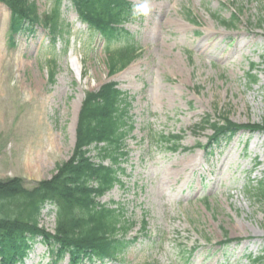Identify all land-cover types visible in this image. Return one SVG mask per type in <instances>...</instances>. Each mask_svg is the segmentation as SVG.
Here are the masks:
<instances>
[{
    "label": "rangeland",
    "instance_id": "obj_1",
    "mask_svg": "<svg viewBox=\"0 0 264 264\" xmlns=\"http://www.w3.org/2000/svg\"><path fill=\"white\" fill-rule=\"evenodd\" d=\"M34 1L40 17L54 3ZM128 1L136 17L125 29L138 56L111 77L101 38L78 21L69 0H62L54 42L38 25L11 37L0 2V181L19 178L32 187L50 178L71 154L85 93L114 81L128 94L133 130L123 185L100 201L123 209L138 240L119 261L103 264H252L264 248L263 208L253 190L264 166L263 132L242 128L221 149L202 146L209 124L224 117L264 127V0ZM170 17L180 28L166 23ZM232 17L234 27L221 26ZM238 38L247 45L240 48ZM218 40L211 52L198 50L199 42ZM161 134L180 135L181 146L193 150L169 151L157 142ZM48 209L40 225L52 231ZM48 259L37 243L25 264Z\"/></svg>",
    "mask_w": 264,
    "mask_h": 264
},
{
    "label": "trees",
    "instance_id": "obj_2",
    "mask_svg": "<svg viewBox=\"0 0 264 264\" xmlns=\"http://www.w3.org/2000/svg\"><path fill=\"white\" fill-rule=\"evenodd\" d=\"M0 2L9 10L11 37L26 31L34 32V25L43 27L52 42L61 32L62 0H54L50 12L43 17L39 16L34 0ZM69 2L78 20L92 35L103 40L108 76L121 71L137 58L139 48L125 29V25L136 17L132 2ZM235 21L232 17L221 24L227 28ZM258 25L264 26V19ZM50 63L54 65V60ZM55 66L48 71L51 83L56 74ZM249 78L250 82H255L253 76ZM130 106L128 94L114 81L87 91L79 109L71 154L66 161L56 165L51 177L32 187H25L19 178L0 181V264H25L37 243L46 247L49 259L45 264L119 261L120 254L135 244L138 237L129 235L134 222L125 219L123 209L114 201H100L114 186L123 185L120 177L124 168L121 164L128 157L125 139L133 130ZM221 120L209 124L212 134L207 141L208 149L218 148L221 142L226 143L242 128L264 132L262 125L241 126L225 117ZM157 142L172 152L193 150L181 146L180 135L161 134ZM92 149L95 151L93 155ZM253 190L262 205L264 217V168ZM47 206L48 214L54 212L52 231L40 225L42 211ZM144 227L142 221L141 228ZM251 262L264 264V248L261 254L251 258Z\"/></svg>",
    "mask_w": 264,
    "mask_h": 264
},
{
    "label": "bare ground",
    "instance_id": "obj_3",
    "mask_svg": "<svg viewBox=\"0 0 264 264\" xmlns=\"http://www.w3.org/2000/svg\"><path fill=\"white\" fill-rule=\"evenodd\" d=\"M166 23H170V24H172V26L177 27V28H180V25L178 23H176L175 19H172L171 17L167 20ZM208 33L209 32L206 31V34H208ZM219 38H221V37H219ZM238 40H239V46H240V48L245 47L247 45V42L248 41H244V40L242 41V38H238ZM220 44L221 43H220L219 40L216 41L214 44L209 45V46L207 44H202L201 42H199L197 44V47H198V50H202V51H206V52H211L217 46H220Z\"/></svg>",
    "mask_w": 264,
    "mask_h": 264
},
{
    "label": "clouds",
    "instance_id": "obj_4",
    "mask_svg": "<svg viewBox=\"0 0 264 264\" xmlns=\"http://www.w3.org/2000/svg\"><path fill=\"white\" fill-rule=\"evenodd\" d=\"M143 11H145V12H146V11H147V9H146V8H144V9H143Z\"/></svg>",
    "mask_w": 264,
    "mask_h": 264
}]
</instances>
